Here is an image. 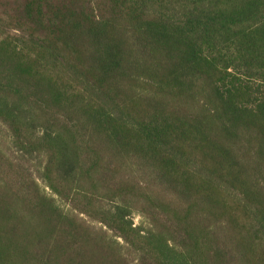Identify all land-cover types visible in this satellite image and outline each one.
<instances>
[{"label": "trees", "instance_id": "1", "mask_svg": "<svg viewBox=\"0 0 264 264\" xmlns=\"http://www.w3.org/2000/svg\"><path fill=\"white\" fill-rule=\"evenodd\" d=\"M0 264H264V0H0Z\"/></svg>", "mask_w": 264, "mask_h": 264}, {"label": "rangeland", "instance_id": "2", "mask_svg": "<svg viewBox=\"0 0 264 264\" xmlns=\"http://www.w3.org/2000/svg\"><path fill=\"white\" fill-rule=\"evenodd\" d=\"M133 221H134L135 224H137L139 222V218L137 216H134L133 217Z\"/></svg>", "mask_w": 264, "mask_h": 264}]
</instances>
